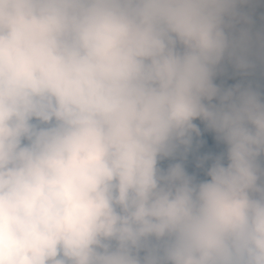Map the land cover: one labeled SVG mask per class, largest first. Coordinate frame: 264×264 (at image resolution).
Masks as SVG:
<instances>
[{
  "label": "clouds",
  "instance_id": "9594fccd",
  "mask_svg": "<svg viewBox=\"0 0 264 264\" xmlns=\"http://www.w3.org/2000/svg\"><path fill=\"white\" fill-rule=\"evenodd\" d=\"M0 264H264V0H0Z\"/></svg>",
  "mask_w": 264,
  "mask_h": 264
},
{
  "label": "trees",
  "instance_id": "16d2710c",
  "mask_svg": "<svg viewBox=\"0 0 264 264\" xmlns=\"http://www.w3.org/2000/svg\"><path fill=\"white\" fill-rule=\"evenodd\" d=\"M197 123L199 124V122L197 121ZM201 128H203V125H201ZM203 139L206 141L205 145L200 149V153L199 154H203L209 151H213L215 152L211 146H210V140L213 139L212 134L210 133H205L203 136ZM193 164H195V154L193 156H190L189 158V167L192 166ZM203 178V177H201Z\"/></svg>",
  "mask_w": 264,
  "mask_h": 264
},
{
  "label": "rangeland",
  "instance_id": "374dc122",
  "mask_svg": "<svg viewBox=\"0 0 264 264\" xmlns=\"http://www.w3.org/2000/svg\"><path fill=\"white\" fill-rule=\"evenodd\" d=\"M210 146H211V148H212L215 152H218V151L221 150V146L216 145V143H215V141H214V138L210 140ZM189 170H190V171H196V169H195V164H193L192 166H190V167H189ZM201 177H203L202 174H201Z\"/></svg>",
  "mask_w": 264,
  "mask_h": 264
}]
</instances>
